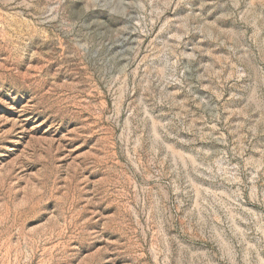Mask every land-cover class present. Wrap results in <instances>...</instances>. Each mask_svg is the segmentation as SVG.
<instances>
[{"label":"rangeland","instance_id":"obj_1","mask_svg":"<svg viewBox=\"0 0 264 264\" xmlns=\"http://www.w3.org/2000/svg\"><path fill=\"white\" fill-rule=\"evenodd\" d=\"M0 264H264V0H0Z\"/></svg>","mask_w":264,"mask_h":264}]
</instances>
